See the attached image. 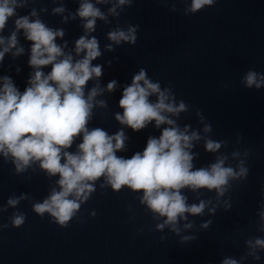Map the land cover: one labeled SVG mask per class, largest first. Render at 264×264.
<instances>
[{"label":"clouds","instance_id":"obj_1","mask_svg":"<svg viewBox=\"0 0 264 264\" xmlns=\"http://www.w3.org/2000/svg\"><path fill=\"white\" fill-rule=\"evenodd\" d=\"M109 2L79 0L76 12L69 13V16L82 20L84 34L75 41L72 51L65 52L67 42L63 45L56 43L58 37H64L63 29L48 27L35 8L28 15H19L17 10L26 7L29 0H0V33L9 19L15 17L10 35H0V62L6 53L11 52L14 58L24 53V48L18 46V34L23 31L24 37L31 42L28 64L33 69L23 92L11 77H0V154L6 162L11 160L16 173H22L33 162H39V167L49 177H58V190L53 188L43 202L32 205V210L41 217L48 213L61 227L68 226L81 204L95 191V182L104 177L105 183L114 191L126 186L133 192H141V204L147 206L154 218H164L163 223L156 225L157 230L168 226L179 234L178 225L188 219L186 214L203 215L211 203L200 199L198 203L189 204L188 196L182 190L194 193L200 189L215 190L219 198L229 190L231 180L247 177L249 170L242 160L235 168L226 166L228 156L224 154L218 155L206 167L196 168L193 161L198 154L192 151L195 142L203 139L204 148L209 153L219 152L226 142L202 136L197 130L190 131V125H178L172 117L178 118L188 111V106L183 101L177 104L171 91L162 90L158 82H152L143 68L133 75L131 84L124 87L119 99L123 111L116 113L115 119L135 132L153 121L157 129L166 125L160 135L150 136L142 152L125 158L117 155L125 150L128 139L123 129L109 135L102 128L88 127L93 109L107 107L106 101L96 98L105 90L114 91L117 86V81L112 80L106 89L98 82L87 87L90 80L98 81L103 74L102 65L92 63L102 55L99 41L89 34L95 31L98 19L107 21V15L96 5ZM131 2L116 0L108 13L119 15L116 9ZM213 3L214 0H191L186 12L195 14ZM65 11L59 6L53 9V14ZM68 18L64 17V22ZM137 27L111 30L108 39L116 45L121 42L134 45ZM105 47L114 50L112 44ZM48 66L51 70L46 73L44 68ZM242 83L247 88L259 89L264 86V73L250 69L244 74ZM151 96L156 97L155 101L150 99ZM202 131L210 133L211 125L204 124ZM77 137H81V142L76 145V151H68ZM237 156L238 152L232 153L233 158ZM24 198L23 195L9 198L7 203L15 207ZM214 211L209 208V212ZM259 216L264 221V211ZM25 220L24 213H13L11 225L19 228ZM210 224L211 221H207L201 227L207 228ZM192 226L191 222L184 225L185 228ZM259 230L264 232V223ZM245 243L248 251L241 260L251 257L259 261L260 252L264 251V237H252ZM241 260L226 257L222 264H241Z\"/></svg>","mask_w":264,"mask_h":264}]
</instances>
